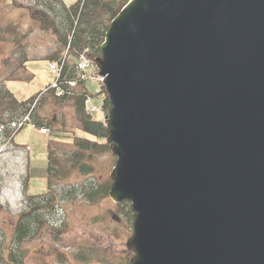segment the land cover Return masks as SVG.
Instances as JSON below:
<instances>
[{
  "label": "water",
  "instance_id": "95a60500",
  "mask_svg": "<svg viewBox=\"0 0 264 264\" xmlns=\"http://www.w3.org/2000/svg\"><path fill=\"white\" fill-rule=\"evenodd\" d=\"M94 66L130 264H264V0H129Z\"/></svg>",
  "mask_w": 264,
  "mask_h": 264
},
{
  "label": "rangeland",
  "instance_id": "374dc122",
  "mask_svg": "<svg viewBox=\"0 0 264 264\" xmlns=\"http://www.w3.org/2000/svg\"><path fill=\"white\" fill-rule=\"evenodd\" d=\"M32 1L0 0V28L8 29L10 24L15 26L14 30L6 31V40L0 42V76L15 77L17 84L8 88L23 100L49 89L47 86L54 83V78L49 69L51 64L44 57L56 53L55 58H58L65 51L59 47L51 32L40 29L28 15ZM61 1L73 6L77 0ZM21 58L27 59L25 72L29 76L27 83L23 84L20 80L25 72L19 68ZM85 89L93 97V103L99 105L100 100L96 97L101 91L99 81L88 78ZM5 110L0 108V113ZM74 113L70 103L48 107L44 111L39 109L36 116L50 121V127L55 131L73 132L79 136L82 133ZM104 116L100 117L103 123ZM2 118L7 121L10 117L5 112ZM92 118L99 119V115L92 114ZM24 122L23 128L16 123L5 126L9 137L0 135V248L6 254L10 252L17 261L20 260V264H130L133 255L125 248L133 229L129 204H113L109 197L88 204L78 193L82 186L92 182H110L114 156L109 150L94 155L91 176L72 172L68 179H64L61 176L67 170L66 160L74 152L73 146L60 147L59 144L49 143L48 131L41 134L32 128L29 119L25 118ZM14 133L16 136L13 139ZM47 144L54 158L49 183ZM47 190L46 197L38 196ZM52 195L56 200L51 206L48 202ZM33 209L38 210V216H42V225L35 230L34 236L18 245L13 241L18 216Z\"/></svg>",
  "mask_w": 264,
  "mask_h": 264
},
{
  "label": "trees",
  "instance_id": "16d2710c",
  "mask_svg": "<svg viewBox=\"0 0 264 264\" xmlns=\"http://www.w3.org/2000/svg\"><path fill=\"white\" fill-rule=\"evenodd\" d=\"M32 3L28 10V15L31 16L32 21L37 23L40 29L51 32L52 36L56 37L61 49L65 51L68 49V60L62 67L61 76L58 79V90L61 95L58 96L57 90L48 89L45 93H37L33 97L20 102L7 87L9 82L15 80V77L4 78L2 74L0 76V108L4 107L6 110L0 113V135L4 134V136L7 135L9 137L8 128L6 127L16 123L23 128L26 123H23V120L28 118L32 126L39 129H47L50 134L49 143L59 144L61 145L60 147L73 146L74 152H71L69 159L66 160L68 167L61 177L68 179L72 172L91 176L93 172V166L91 165L93 156L101 155L109 150L104 124L100 121V117L103 116V112L107 109L108 99H106L104 88L100 87L101 91L96 96L100 100V104L96 105L100 111L96 113L89 110L87 115L84 111L85 99L90 97L93 100V97L85 89V83L78 81L76 87L69 89L70 91L65 84L78 80L75 63L79 55L86 51V56L91 61L98 57L101 44L105 39L106 30L111 24L110 22L127 2L122 3L120 0H77L73 6H67L61 0H33ZM14 28L15 26L12 24L9 25L8 29L0 28L2 30L0 42L5 41L4 34L7 35V32L14 30ZM55 54L53 53V55L48 57V61L49 63L56 62L60 65L62 58H55ZM19 60H21L19 68L25 72L27 59L21 58ZM28 79L29 76L25 72L24 78L20 81L26 82ZM39 97H42V99H39ZM70 103H72L75 119L82 135L78 136L73 132L65 133L62 130L55 131L50 127V121L36 116V111L39 109L44 111L48 107L56 108V106ZM5 112L10 117L7 121L2 118ZM92 114H98L99 119H93ZM15 136L14 133L13 139ZM47 156V182L49 183L52 172L51 162L54 159L49 145L47 146ZM110 187V182L104 180L98 183L92 182L88 186H82L77 191L85 203L93 204L108 198ZM48 190L45 194L38 196L46 197ZM38 196L29 197L37 198ZM55 200V195H52L48 202L49 205L51 203L52 206ZM43 204L46 203L44 202ZM37 212L38 210L36 209L28 210V212L18 216L13 230V241L16 244L19 245L25 239L34 236L36 234L35 230L40 229L43 221L42 216H38ZM129 214L131 215L130 212ZM0 264H20V260L17 261L10 252L6 254L0 248Z\"/></svg>",
  "mask_w": 264,
  "mask_h": 264
},
{
  "label": "built area",
  "instance_id": "2783aa9c",
  "mask_svg": "<svg viewBox=\"0 0 264 264\" xmlns=\"http://www.w3.org/2000/svg\"><path fill=\"white\" fill-rule=\"evenodd\" d=\"M78 57H79V59H78V63L76 65V68H77L78 72L80 74H82L80 76V78L85 79L84 78V76H85L84 74L86 73L87 69L90 68L91 63H90V61L88 60L87 57H84V55H79ZM64 65H65V58L61 62V64L59 66H57V65H51L49 67V69H51V72L53 73V75L55 74L57 76V78H59V76L61 74V71H62V67ZM68 86L69 87H74L75 86V83H68ZM55 87H56V84L53 86V88H55ZM90 110L97 111V109L94 108V107H91ZM86 111L88 112V110H86ZM40 133L41 134H44V133H46V131L45 130H40Z\"/></svg>",
  "mask_w": 264,
  "mask_h": 264
},
{
  "label": "crops",
  "instance_id": "0c3cea01",
  "mask_svg": "<svg viewBox=\"0 0 264 264\" xmlns=\"http://www.w3.org/2000/svg\"><path fill=\"white\" fill-rule=\"evenodd\" d=\"M44 58H46V59L48 60L47 56L44 57ZM26 67H27L28 70H29V65H27ZM17 82H18V81H11V82L8 83L7 87H9L11 84L14 86L15 84H17ZM20 82H21V81H20ZM23 83H27V82H23V81H22L21 84H23ZM25 85H26V84H25ZM13 88L16 89L15 87H13ZM14 91H15V90H14ZM14 95H15V97H16V99H17L18 101H23V99H19V98H18V96H17V94H16L15 92H14Z\"/></svg>",
  "mask_w": 264,
  "mask_h": 264
}]
</instances>
